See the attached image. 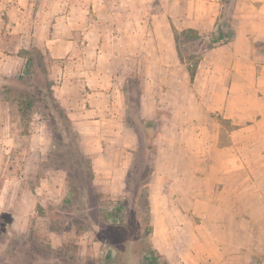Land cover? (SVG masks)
I'll return each mask as SVG.
<instances>
[{"label":"rangeland","instance_id":"obj_1","mask_svg":"<svg viewBox=\"0 0 264 264\" xmlns=\"http://www.w3.org/2000/svg\"><path fill=\"white\" fill-rule=\"evenodd\" d=\"M88 1L0 0V115L4 120L5 112L9 113L12 135L2 152L5 170L0 173V185L8 177L15 192L19 187H34L42 178L50 179L67 195L49 209L50 221L57 223L51 227L64 229L67 237L58 248L51 246L45 234L30 231L28 240L14 231L7 234L10 214L0 215V241L9 237L5 250L0 251L3 264H148L146 257L152 254L160 255V264H208L203 253L212 249L222 251L220 264H264V210L202 208L196 201L200 181L186 178L194 164L171 162L168 156L172 142L191 135L200 138V131L168 128L175 118L183 122L195 87L187 79L185 65L172 56L162 31H152L150 14L172 11L179 15L188 2L195 8L204 0H103L101 10L113 14L101 19L99 65L110 81L128 90L130 104L120 119L113 121L108 115L109 123L92 124L84 117L81 125L64 106L60 111L45 109L50 106L45 98L46 79L54 96L63 78L83 77L97 57L92 27L84 29L85 45L73 61L52 58L41 42L55 29H62L66 19L59 16L70 2L85 9L74 20L99 18V11L91 10ZM261 5L264 11V0H235L233 15H264L259 11ZM126 8L128 16L122 14ZM141 13L146 16L140 25L137 16ZM257 22L253 25L264 29L263 17ZM255 43L257 51L264 53V39L257 38ZM25 55L33 58L30 71L24 67ZM71 68L75 74H70ZM22 89L40 97L24 113L18 111L19 103L13 98L14 91ZM144 91L150 97L144 101L150 103L147 108L152 107L151 96H156L157 114L149 119L137 104L138 92ZM171 173L176 178L169 177ZM178 192L180 199L175 200ZM185 192L189 193L181 195ZM230 216L242 221L229 220ZM176 224H183L181 233ZM232 254L240 256L232 258Z\"/></svg>","mask_w":264,"mask_h":264},{"label":"crops","instance_id":"obj_2","mask_svg":"<svg viewBox=\"0 0 264 264\" xmlns=\"http://www.w3.org/2000/svg\"><path fill=\"white\" fill-rule=\"evenodd\" d=\"M220 1L204 0L195 7L198 9L188 2L184 13L179 15L172 11L163 14L152 13L150 14L153 22L152 31L154 33H157V30L162 31L169 50H172V56L175 55L177 58L174 30L194 28L200 33H209L218 20ZM102 3L103 0L102 2L91 0L88 3L91 10L99 11V18L92 16V21L79 22L74 18L82 16L81 13L85 12V9L83 5L79 7L70 2L66 5L69 9L59 16L63 20L66 19L63 21L62 29L60 31L55 29V34L41 42L52 58L67 57V61H73L71 58L85 45L82 37L84 29L92 27V33L95 34L92 47L96 49L97 57L91 60L92 63L82 74L83 77L69 75L60 80L56 86L57 94L54 95L60 106L66 108L70 118L81 125L84 117L92 124L103 121L109 123L106 116L110 115V120L114 121L120 119V113L123 116L125 112L122 85L118 86L112 78L110 81V76L106 75L99 65L100 51L103 47L100 40L102 41L101 34L104 31L101 19L105 15L113 14L112 11H102L101 8L104 6ZM262 6L260 12H264ZM76 9H80L79 15L73 17L72 13ZM123 13L128 16V9L126 8ZM233 14L230 19L233 38L202 54L192 80L185 67L187 79L191 87H195V90L194 88L191 90L189 102L191 107L185 111L183 122L175 118V123L168 125L169 129L200 131L197 134L198 136L200 134V138L191 135L190 139L187 138L185 141L172 142L171 145L174 147L169 145L168 156L171 162L184 160L194 164V170H190L186 178L191 177L200 181V187L196 190V201L202 208L225 211L264 210V53L257 51L255 43L257 38L264 39V29L253 25V21L256 23L258 19L262 17L264 19V15L235 17ZM145 16L143 13L137 16L138 24L141 25V22L145 21ZM248 22L252 24L248 25ZM2 59L0 52V70ZM68 71L75 74L73 68ZM81 90H84V93ZM148 95L144 91L138 97L140 111L147 119L157 114L156 96H151V108H147L150 103H144L145 100L149 101ZM163 127L164 123L160 128ZM10 129L9 113L6 111L4 120L0 115V173L5 170V167H2L4 144H9L12 140ZM128 166L127 164L126 169ZM173 174H169V177H175ZM179 175L176 173V177ZM11 181L12 179L5 177L0 185V215L10 214L11 229L10 231L7 229V234L14 231L28 240L29 232L34 231L48 236L52 247L61 246L66 241V233L64 229L51 227L57 223L50 221L49 209L52 207L51 203L64 201L66 193L63 190L59 191L54 181L50 183V179L44 181L42 178L34 187H19L15 192L10 185ZM150 185L146 186L147 193ZM169 186L176 189L174 183ZM173 192L176 193L177 190ZM176 199H180L179 192ZM188 201L191 202L192 199ZM42 211L44 213H41ZM230 218H233V221H242L241 218L235 220V216H230L229 220ZM243 219L248 221L246 218ZM174 227L177 228V233H181L183 224H176ZM155 234L153 227L154 238ZM8 240L9 237H5V242L0 244V248H4ZM221 253L222 251L218 249H212L203 254L208 264H220ZM239 256L232 254V258ZM2 257L0 256V259ZM230 263L231 261L224 264Z\"/></svg>","mask_w":264,"mask_h":264},{"label":"trees","instance_id":"obj_3","mask_svg":"<svg viewBox=\"0 0 264 264\" xmlns=\"http://www.w3.org/2000/svg\"><path fill=\"white\" fill-rule=\"evenodd\" d=\"M234 1L235 0H221L220 1L221 9H220V13L218 16V20L216 22L214 29L211 30L209 33H206V34L200 33L198 30L194 28H184L181 30H174L173 38H174V46L176 50V55H177L178 60L185 65L190 80L193 79L198 63L202 57V54L205 51L212 49L218 45L225 44L233 38L234 32L230 25V19L233 14V10H234L233 8ZM34 50L37 56L41 58L39 49L35 48ZM27 53L28 51H25V54ZM24 58H25L24 67L26 68L27 71H30V66L32 64L33 58L28 55H25ZM46 80H47L46 81L47 82V93L45 95V98L49 100L50 106H46L45 109L52 107L60 111L61 106L59 102L57 101V99L52 94V91L50 89L51 85H50L48 76ZM128 89L130 90V88ZM123 92H124L125 110H128V106L130 104L129 96L127 94L128 90H126L125 88V90L123 89ZM138 96H139V92H138ZM13 98L14 100L16 99L17 103H19L18 111H20L21 113L29 111V108L32 105H34V102H37L40 99V97H37L33 93H30L27 89H22L18 91L15 90ZM0 226H1V221H0ZM148 230L150 231L151 227H149ZM1 243H3V241H0V244ZM5 246L4 248H0V251H2V249L4 251ZM51 251H53V249ZM159 256L160 255L158 254L148 255L146 257V259L148 260V264H160L158 262ZM0 262L3 264L1 259H0Z\"/></svg>","mask_w":264,"mask_h":264}]
</instances>
